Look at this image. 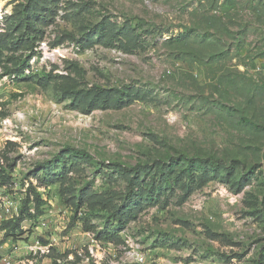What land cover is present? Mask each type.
Wrapping results in <instances>:
<instances>
[{
  "label": "rangeland",
  "instance_id": "374dc122",
  "mask_svg": "<svg viewBox=\"0 0 264 264\" xmlns=\"http://www.w3.org/2000/svg\"><path fill=\"white\" fill-rule=\"evenodd\" d=\"M28 2L0 0V211L32 188L44 204L9 235L0 221V264H264V0H39L23 77ZM99 89L124 103L74 99ZM131 178L143 209L120 228Z\"/></svg>",
  "mask_w": 264,
  "mask_h": 264
},
{
  "label": "trees",
  "instance_id": "16d2710c",
  "mask_svg": "<svg viewBox=\"0 0 264 264\" xmlns=\"http://www.w3.org/2000/svg\"><path fill=\"white\" fill-rule=\"evenodd\" d=\"M41 2L39 0H29L28 4L24 6L19 12L18 15H20L19 19H16L15 22H13V25L15 26V30H18L20 26L24 25L23 32H21V38L19 37L16 42V48L23 49L29 51V54L26 56L23 67L19 69L20 73L23 75V77H27L28 71L31 63V59L36 55V50L38 44L37 41H40L43 38V30L42 26L39 23V21L42 19V17H49L50 14L48 12H42L40 10ZM47 11H49V8H47ZM125 29V28H124ZM133 28L128 27L125 32H122L123 37L125 38V43L129 46L134 45V43L138 42V36L139 34L134 33L132 30ZM187 31H184V33L179 34L178 36H175V40L177 41H184L189 36L186 34ZM2 33L0 32V50L2 48L9 47L11 42H8V38L10 37V34ZM131 33V34H130ZM114 37L115 34L113 35ZM118 37V36H117ZM15 39V38H14ZM14 39L12 41H14ZM122 39V38H120ZM209 39L208 36H205V38H202L201 40L203 42H206ZM28 62V63H27ZM91 94H83L80 92H76L74 95V99L78 100L81 103H84L88 106H110V105H117L120 106L122 103H124V96L123 92L121 94H118L117 92L112 93L109 90L99 89L96 90L90 100L88 101V97ZM129 95V94H128ZM113 101V102H112ZM113 103V104H112ZM77 157V156H75ZM81 159L88 160L89 156L85 153H82L78 156ZM68 159L65 156H62L61 159L58 160V163L56 164L57 167L60 168L59 175L63 172H65V169L68 165ZM55 166V167H56ZM53 169V168H51ZM117 169L121 171L122 173H125V169L121 167L120 165H117ZM68 169L67 171H69ZM10 174L3 169V167L0 164V182L2 184H8L11 181ZM131 188L129 189V194L126 195L123 199H121V202L118 205L111 206L112 208V214L114 216L115 221L118 223L120 228L124 227L130 220L135 219L138 215V213L143 209V201L139 204L137 201L134 203L133 199H137L139 196V193L135 192L136 187V181H133V178L130 179ZM31 193H26V196L21 202L20 209L18 211L17 216H13L9 220H6L2 224V228L7 230V234L9 235L11 231L22 229V223L35 216H39L42 214V205L44 204V200L41 196V194L36 190V188H32ZM33 192V193H32ZM33 194V195H31ZM34 204V212L32 211L31 205ZM98 239L101 240H115L119 237L118 232H109V231H102L98 232Z\"/></svg>",
  "mask_w": 264,
  "mask_h": 264
},
{
  "label": "built area",
  "instance_id": "2783aa9c",
  "mask_svg": "<svg viewBox=\"0 0 264 264\" xmlns=\"http://www.w3.org/2000/svg\"><path fill=\"white\" fill-rule=\"evenodd\" d=\"M2 19H3L2 16H0V23L3 22ZM40 49L42 50L43 58L44 59H48L49 58V52H48L47 43L46 42H42L41 45H40ZM13 210L17 211L15 206H14V204L12 202L8 201L6 203L3 211H0V221L4 220V218L8 219V217L9 218L13 217V215H14L13 214L14 213ZM133 255H134V258L140 263H144L147 260L146 255L144 253H142V252L135 251V253Z\"/></svg>",
  "mask_w": 264,
  "mask_h": 264
}]
</instances>
